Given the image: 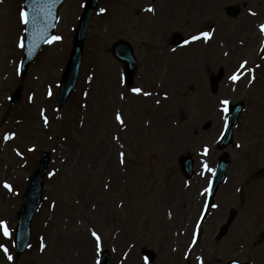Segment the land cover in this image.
<instances>
[{
    "label": "rangeland",
    "instance_id": "rangeland-1",
    "mask_svg": "<svg viewBox=\"0 0 264 264\" xmlns=\"http://www.w3.org/2000/svg\"><path fill=\"white\" fill-rule=\"evenodd\" d=\"M23 2L0 0V221L11 232L4 237L0 225V245L8 249L0 248V264H96L103 251L109 264H264V0H100L76 87L59 106V79L84 2L64 0L52 35L62 39L42 46L22 81L21 100L9 106L21 83ZM231 5L241 7L236 19L225 13ZM149 6L154 12L145 10ZM204 32L210 37L191 40ZM176 34L186 46L172 45ZM119 39L137 58L131 89L108 53ZM220 70L224 76L213 92L210 78ZM171 74H178L177 99L166 82ZM170 89L165 104L161 92ZM224 100L244 108L224 150L230 159L225 181L203 218L221 153ZM44 152L50 163L41 204L28 247L17 257L16 214ZM186 154L194 170L188 180L177 164ZM230 210L234 220L219 239ZM144 250L154 257L147 260Z\"/></svg>",
    "mask_w": 264,
    "mask_h": 264
},
{
    "label": "water",
    "instance_id": "water-1",
    "mask_svg": "<svg viewBox=\"0 0 264 264\" xmlns=\"http://www.w3.org/2000/svg\"><path fill=\"white\" fill-rule=\"evenodd\" d=\"M62 0H27V13L29 16V23L27 24V38L24 46V57L21 63V77H24L28 65L34 60L40 46L50 36L55 21V14L58 6ZM99 4V0H86L83 8V13L79 19L78 26L75 30L73 38V46L67 62V66L61 78L60 85V104L64 103L71 91L73 90L79 65L82 57L83 41L89 25L90 18ZM227 10L233 16L238 13L237 7H229ZM176 41V40H175ZM178 41V39H177ZM111 55L118 60L123 66L124 82L130 87L133 76L136 72L135 58L132 53L131 46L124 40L115 42L109 49ZM21 96V87L17 88L9 100V104L16 103ZM242 104L231 107L228 115L227 128L219 141V148H224L231 141V131L237 121L238 115L241 111ZM181 171L186 178L192 176L191 161L189 157L181 158ZM49 163V155L44 153L38 165L27 181V186L23 195L22 204L17 214V225L15 228L14 247L16 255H20L27 246L31 220L35 214L40 201L43 188L44 171ZM229 162L227 155H223L219 159L218 167L216 169L215 177L210 186L209 205L212 202V197L224 178V171ZM231 217L225 227L222 228L223 233L231 222ZM145 254L151 257V253L145 251ZM109 256L104 253L100 264H107ZM227 264H238L235 261H230Z\"/></svg>",
    "mask_w": 264,
    "mask_h": 264
},
{
    "label": "snow or ice",
    "instance_id": "snow-or-ice-1",
    "mask_svg": "<svg viewBox=\"0 0 264 264\" xmlns=\"http://www.w3.org/2000/svg\"><path fill=\"white\" fill-rule=\"evenodd\" d=\"M145 10H146V11H149V12H154V8L151 7V6H149V7H148L147 9H145ZM105 11H106V9H104V8H101V9H100V12H101V13H103V12H105ZM20 16H21L22 22H23L25 25H27V24L30 22V21H29V16H28L27 11H21ZM261 27H262V30H264V26H261ZM26 30H27V29H26ZM202 35H203L205 38H208V37H210L211 33H209V32H204V33H202ZM199 38H200L199 36H192V37H191V40H192V41H195V40H198ZM60 39H62V37H60V36H53V37L51 38V40H60ZM188 42H189V41H185V43H188ZM19 46H20L21 48L24 47L23 40H21ZM245 63H246V62H245ZM231 79L236 80L237 77H236V76H233V77H231ZM132 91H133L134 93H140V92H141V89H140V88H133ZM144 94H145V95H150V93H144ZM221 103L225 105L224 111L227 112V111H228L227 105H228L229 102H228L227 100H224V101H222ZM116 120L119 121V123H120L121 125L124 124V120H123V118H122V115H121L119 112L116 114ZM7 138H8V137L6 136L5 139H7ZM207 152H208V149H207V147L205 146V148H204V154L206 155ZM124 155H125V154H124L123 152L120 153V156H121V161H120V162H121V163H124ZM205 167H207V165H205ZM209 171H212V170L209 169ZM49 175H53V173H50ZM5 187H9V188H10L11 186L8 185V184L5 182ZM0 225L3 226V235H4L5 237H9V236L11 235V232H10L9 228L7 227L6 222H4V221H0ZM92 235L96 238L97 246L99 247L100 236H99L95 231L92 232ZM43 247H44V246L42 245V248H41L42 251H43ZM0 248H3L4 252L7 254V252H8L7 247H5V246H3V245H0ZM8 259H9V260H12L13 257H12L11 255H9V256H8ZM201 264H203L202 261H201Z\"/></svg>",
    "mask_w": 264,
    "mask_h": 264
},
{
    "label": "bare ground",
    "instance_id": "bare-ground-1",
    "mask_svg": "<svg viewBox=\"0 0 264 264\" xmlns=\"http://www.w3.org/2000/svg\"><path fill=\"white\" fill-rule=\"evenodd\" d=\"M177 77H178V74H175V75H173V74H171L170 76H169V78H168V81H166L167 83H168V86L170 85V88L172 87V86H174L175 87V90H176V92H178L179 91V89H178V86H177ZM170 91H172L171 89L170 90H168V91H166L165 93L164 92H161V94H162V97L165 99V101H166V103L165 104H167L168 102H167V100L168 99H170L169 98V95H170ZM180 92H178L174 97H173V99H177V98H179L178 97V94H179ZM178 108V107H177ZM178 110V109H177ZM165 120V117L163 116V121ZM261 151H263L264 152V147H262L261 148ZM262 181H264V179L262 180ZM193 226V225H192ZM235 230H237V229H235Z\"/></svg>",
    "mask_w": 264,
    "mask_h": 264
}]
</instances>
